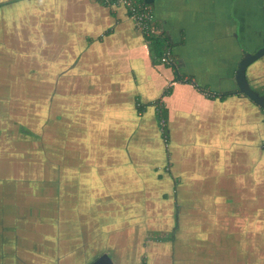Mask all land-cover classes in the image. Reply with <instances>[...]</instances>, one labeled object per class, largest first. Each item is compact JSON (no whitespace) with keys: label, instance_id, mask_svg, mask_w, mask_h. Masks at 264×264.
Wrapping results in <instances>:
<instances>
[{"label":"crops","instance_id":"1","mask_svg":"<svg viewBox=\"0 0 264 264\" xmlns=\"http://www.w3.org/2000/svg\"><path fill=\"white\" fill-rule=\"evenodd\" d=\"M145 2L152 35L100 0H0V138L15 122L35 166L3 189L0 218L12 208L30 225L0 224V264L28 259L36 228L52 264H264V112L234 82L264 45V0ZM246 75L264 92V56ZM152 237L164 250L145 254Z\"/></svg>","mask_w":264,"mask_h":264},{"label":"rangeland","instance_id":"2","mask_svg":"<svg viewBox=\"0 0 264 264\" xmlns=\"http://www.w3.org/2000/svg\"><path fill=\"white\" fill-rule=\"evenodd\" d=\"M3 124V123H2ZM4 125V124H3ZM3 134L6 138L1 137L3 139L0 142V209L2 207L8 208L9 204V196L7 189H14L17 187V182H29V178L33 176L30 173L34 170L32 160V153H33V145L31 142L25 143L21 136L17 135L16 132L11 131L9 127L2 128ZM16 131L19 129L15 128ZM22 166L25 167L26 173L23 172L21 174L19 172ZM19 168V169H18ZM18 169L17 172H15ZM9 183V185H8ZM3 189H6L5 191ZM194 195L191 197V200L194 201ZM205 198L204 196L198 198L196 201H200ZM11 209H4L5 219L0 218L1 222V229L6 232V235L11 233L10 228L18 227L19 235L26 232L27 225H30L29 220H27L24 215L12 213ZM10 214V215H9ZM27 222V223H26ZM31 229V228H30ZM47 232H40L38 228L35 230L31 229V233L26 240H35L39 243L37 247H30V253L26 252L23 255H26L28 259L23 258L25 261L19 262L21 264H52L48 258H42L38 255V252L41 249L45 250L47 253L52 251L51 241L48 236H46ZM29 243V242H28ZM37 243V244H38ZM63 247V246H62ZM146 257V256H145Z\"/></svg>","mask_w":264,"mask_h":264},{"label":"water","instance_id":"3","mask_svg":"<svg viewBox=\"0 0 264 264\" xmlns=\"http://www.w3.org/2000/svg\"><path fill=\"white\" fill-rule=\"evenodd\" d=\"M146 1V0H145ZM264 56V45L257 49L255 52H246L243 54L241 60L238 62L235 74L234 82L237 88L235 93L245 96L253 104L259 107L264 112V92L257 91L249 85L248 78L246 75V70L253 62ZM11 114L13 112H10ZM27 122H21V127L24 130H28L33 134L34 131V121L33 112H27ZM91 264H113L110 258L106 254H102Z\"/></svg>","mask_w":264,"mask_h":264},{"label":"built area","instance_id":"4","mask_svg":"<svg viewBox=\"0 0 264 264\" xmlns=\"http://www.w3.org/2000/svg\"><path fill=\"white\" fill-rule=\"evenodd\" d=\"M102 3L114 7L121 6L124 7L127 11L128 17L134 23V26L137 30H140L141 33L145 35H152L151 23H152V12L150 5L147 4L144 0H100ZM159 61L165 65L172 66L173 60L170 56L168 47L163 48V52L159 57ZM159 113V124L161 130L164 129V118L162 116V106L161 103L157 109Z\"/></svg>","mask_w":264,"mask_h":264},{"label":"flooded vegetation","instance_id":"5","mask_svg":"<svg viewBox=\"0 0 264 264\" xmlns=\"http://www.w3.org/2000/svg\"><path fill=\"white\" fill-rule=\"evenodd\" d=\"M10 126H14V127H18L17 125H16V123L15 122H13V121H10V124L7 126V127H10ZM2 133H4L3 132V130H2ZM1 133V134H2ZM33 180V177L31 178V179H29V181H32ZM147 241L148 242H146V244L145 245H147V247L144 249L143 248V251H146V253L145 254H147L149 251H150V249H151V247H152V245L154 246V248H153V250H159V251H163L164 249H163V247L160 245V244H157V243H160L161 242V238L160 237H152V238H150V239H147ZM16 249V251H18L19 253V256H21V254H20V249H18V248H15ZM138 250H139V248H138ZM109 258H110V260L112 261V263L113 264H118L120 261H123L124 263H125V261L123 260V259H127L128 258V261H130L129 262V264H146V262H147V259H146V261H145V258H147V256L145 257V258H142V255L138 252V253H136V254H134V255H132V256H130L131 257V260L129 259V256H126V255H124V256H119V255H113V254H106ZM10 256L13 258V259H16L17 258V253H11L10 254ZM101 256V255H100ZM10 258V257H9ZM97 258H99V256H97ZM97 258H95L91 263H93ZM57 261V260H56ZM70 261H72V262H75V264H78L76 261H78L76 258H74V259H70ZM67 262V261H66ZM91 263H89V264H91ZM66 264V263H65ZM120 264V263H119ZM126 264V263H125ZM151 264H155L154 262H151Z\"/></svg>","mask_w":264,"mask_h":264},{"label":"trees","instance_id":"6","mask_svg":"<svg viewBox=\"0 0 264 264\" xmlns=\"http://www.w3.org/2000/svg\"><path fill=\"white\" fill-rule=\"evenodd\" d=\"M162 42H163V41H162ZM162 42H160L159 39H155V41H154L155 45L158 44V46H156V47L154 46V48H156V51H157L156 53H157V54H158V52H160V54H161V52H162V51H161V47L163 46V45H162ZM17 133L20 134V135H23V133L25 134V133H27V132H22V130L19 129V131H17Z\"/></svg>","mask_w":264,"mask_h":264}]
</instances>
